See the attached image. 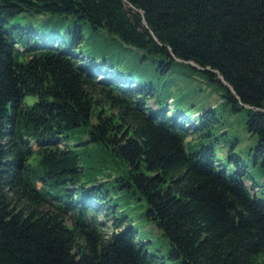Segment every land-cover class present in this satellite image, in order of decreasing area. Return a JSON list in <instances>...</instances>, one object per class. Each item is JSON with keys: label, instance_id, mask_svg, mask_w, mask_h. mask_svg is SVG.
Masks as SVG:
<instances>
[{"label": "trees", "instance_id": "obj_1", "mask_svg": "<svg viewBox=\"0 0 264 264\" xmlns=\"http://www.w3.org/2000/svg\"><path fill=\"white\" fill-rule=\"evenodd\" d=\"M194 72L245 111L264 173V0H0V264H167L85 177L79 132L76 146L126 164L119 187L139 192L172 259L264 264V187L233 152L223 166L212 138L186 149L190 133L217 136L216 108H170Z\"/></svg>", "mask_w": 264, "mask_h": 264}, {"label": "rangeland", "instance_id": "obj_2", "mask_svg": "<svg viewBox=\"0 0 264 264\" xmlns=\"http://www.w3.org/2000/svg\"><path fill=\"white\" fill-rule=\"evenodd\" d=\"M38 20H40L39 17L32 19L35 23H38ZM186 74L172 87L170 93L172 100H169L170 108L173 111H181L192 118L209 108H216L222 121L216 137H198L197 134L190 133L186 140V149L189 152L199 150L202 144L208 143V139L212 138L210 142L215 144L218 158L223 166L227 165L229 167L231 172H234L235 168L234 159L230 158L232 152L246 161L250 172L246 184L252 191H256L258 196H262L260 189L264 187V173L255 161L253 154L257 137L253 136L246 128L245 120L247 117L245 111L222 108V88L215 83L208 82L207 78L201 73ZM151 105L153 108H157L154 100ZM163 105L166 106L165 101ZM188 121V124L192 127L193 120L189 119ZM222 131H227V134H222ZM85 139H87V136L79 132L70 141L71 146H75V148L84 149L87 147V152L83 154L82 161L85 168V177L94 178V182L98 184L105 183L104 188L110 190L112 204H118V208L120 207L122 210L126 209L127 214L137 224L141 232L140 236L147 232L146 238L152 241L149 243L150 250L161 256L163 262L181 264V260L172 259L169 256L170 243L168 239L141 216L145 210V201L140 198L139 192H135L134 189L126 186L119 187L122 184L121 178L127 173V166L123 160L113 158L108 151L92 144L76 146L77 143ZM230 141L236 143L231 151L228 149L231 145ZM252 181L255 184H251ZM99 219L109 225L111 216L105 219L104 213H101ZM107 231H111V229L108 228Z\"/></svg>", "mask_w": 264, "mask_h": 264}, {"label": "water", "instance_id": "obj_3", "mask_svg": "<svg viewBox=\"0 0 264 264\" xmlns=\"http://www.w3.org/2000/svg\"><path fill=\"white\" fill-rule=\"evenodd\" d=\"M192 64H193V63H192ZM194 65H195V64H194ZM220 79L224 81L223 77H220ZM224 82H225V81H224ZM225 84L228 85L227 82H225Z\"/></svg>", "mask_w": 264, "mask_h": 264}]
</instances>
